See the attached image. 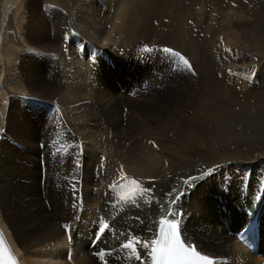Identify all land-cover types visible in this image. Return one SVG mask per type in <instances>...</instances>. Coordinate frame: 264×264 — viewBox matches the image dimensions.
<instances>
[{
    "label": "bare ground",
    "instance_id": "6f19581e",
    "mask_svg": "<svg viewBox=\"0 0 264 264\" xmlns=\"http://www.w3.org/2000/svg\"><path fill=\"white\" fill-rule=\"evenodd\" d=\"M21 1L2 5L0 93L10 95L0 94V222L23 263L66 257L67 221L75 242L63 264H149L143 245L168 211L183 209L185 239L216 264H264V252L253 255L236 235L264 200V0H61L64 12L30 0L23 14ZM14 10L19 48L6 59ZM139 38L184 57L182 67L190 63L191 112H125L127 85L119 92L94 72L95 54L120 63ZM227 44L235 54L228 66L218 54ZM152 85L140 88L172 89ZM113 184L125 192L103 197ZM120 203L137 208L126 212L136 226L121 221ZM127 235L135 248L120 253ZM101 249L109 250L104 258Z\"/></svg>",
    "mask_w": 264,
    "mask_h": 264
},
{
    "label": "rangeland",
    "instance_id": "374dc122",
    "mask_svg": "<svg viewBox=\"0 0 264 264\" xmlns=\"http://www.w3.org/2000/svg\"><path fill=\"white\" fill-rule=\"evenodd\" d=\"M4 1L5 0H0V33L2 32L1 16H2V9H3L2 5H3ZM24 1L25 0H22L21 3H19V5H18V12H21V14H23L26 11L27 5L30 2V0H26L25 2ZM33 2L35 5L38 4L40 6H48L54 12L56 10H62L64 12V7H60L62 5L61 0H59V2H58V0H36ZM232 4L234 6L235 2ZM15 10H14V13L12 14V25L6 27V29H7L6 32L8 33V38H9L8 42H10L12 45V48H10V46H7V48H6V59H8L11 54L15 53V51H16L15 49L19 48V45H16L13 41V40H17V33L20 32L19 31L20 30L19 29L20 28L19 27L20 22H18V18L16 19ZM67 21H69V20H67ZM11 32H14L15 36H14V34H11ZM1 36L2 35H0V37ZM13 36H14V39H12ZM139 39L137 40L138 47H136L135 51L131 50L129 52H125L122 56V60L120 63L118 62L117 59H114L111 56L102 57L99 53L95 54V57H94L95 63L92 66L94 72H98L100 78L105 77V76H106L105 78L108 77L111 80L113 87L118 88L119 92L122 91L124 84L127 85V87H125L127 89L124 90V92H127L126 95L130 98L129 99L130 102H127L128 106L125 107V109H124L125 112H127V110H129L128 108L130 106H136V108H142V110L146 109L147 111L144 110L145 113H147V114L153 113L157 117L158 116H164L169 111H175V110H176V112H179V113L183 112V111L187 112V113L191 112L192 108L187 107L188 106L187 97L191 96V88L195 89V83L192 81L191 73L188 72V71H192L190 68L191 67L190 63L188 64V66L186 65L185 67H182V65L181 66L179 65V61H181V62L185 61V58L179 56L175 51H172V50L169 51L170 49H166L162 44H157L156 47L151 46L146 41H144L142 39H140V41H139ZM227 45H225V47L228 49L220 48V51H218V54L220 57L219 60L224 61L222 63L225 64L226 66L231 64V61L234 59V55H235L234 52H232L234 50L229 49L230 46L229 45L227 46ZM227 50L229 51V53L227 52ZM224 55H225V57H224ZM172 57H174L176 59H172ZM110 69H111V71H110ZM114 72H116V73H114ZM219 76L222 77V74ZM179 81H180V83H179ZM153 83H158L159 85H161V84L167 85L168 87L172 86V89L167 90V87H161L156 92V91H153V89H151V88L149 90H146V91H144L140 88V86H143V85L147 86V87L148 86L155 87V85H152ZM184 84L187 87L186 92L183 89ZM2 87L5 88V78H4V76H2L0 74V89H2ZM101 87H103V88H101V90L104 91L105 90L104 85H101ZM181 88L183 90H181ZM173 89H175V90H173ZM178 89L180 92H177ZM2 93H0V94H2L1 98L5 101H9V95L10 94L5 93L4 91H2ZM122 93H123V91H122ZM155 95H157V96H155ZM55 108H57V107H55ZM236 109L240 110L239 107H237ZM41 145L43 146V144L40 142V148H42V150H43L44 146L41 147ZM17 146L19 148L23 147L19 143ZM41 155H43V154H41ZM43 162H44V158H42L41 163H43ZM248 180H249V177H248ZM248 185H249V182L247 181L246 185L244 186V190L242 192V195H241L243 198H247L245 193L248 191ZM224 190L226 191L225 187H224ZM225 191H224V193H230L229 191H226V192ZM217 198H218L219 202L224 201V199H222L220 197H217ZM225 202H228V200ZM120 204H122V205L118 204L119 206L117 205L118 207H116V211L119 213V217L121 216V221L123 223L128 222L129 224L136 226L135 222L132 221V219L134 218L133 215L132 214L126 215V212L130 208L132 211L136 210L137 208L133 204H130V206L128 205L129 207L126 205V203H120ZM48 207L50 208V205H48ZM122 207H125V209L120 211L119 209H121ZM194 220L201 222V219H199V215L196 216L194 218ZM125 239L133 240L130 235H127L125 237ZM119 244L120 245H118V252L122 253V251H123L122 244L123 243L120 241ZM134 255H136V254H134ZM63 256H65V255H63ZM64 258L65 257L61 258L60 260L59 259L55 260V261H57V263L56 262L55 263L56 264H63L62 260H64ZM44 262L46 264L47 263L48 264H51V263L54 264V261H51V262L48 261L47 262V259H45ZM236 262L237 263H235V264H239V263L244 264L243 262H240V261H236ZM108 264H113V263L110 262Z\"/></svg>",
    "mask_w": 264,
    "mask_h": 264
},
{
    "label": "snow or ice",
    "instance_id": "6c2138e0",
    "mask_svg": "<svg viewBox=\"0 0 264 264\" xmlns=\"http://www.w3.org/2000/svg\"><path fill=\"white\" fill-rule=\"evenodd\" d=\"M184 63L187 64L188 62L185 60ZM131 183L136 184L137 182L133 180ZM176 214L175 212L171 213L173 217H175ZM159 224L161 225L159 233L156 239L151 241V244L154 245L152 254L155 259V264H189V262H191V264H214L208 257L201 256L196 251L195 247H185L184 241L180 238V221L162 218ZM105 228H107L106 224L100 229V232L103 233ZM136 242L139 243L138 240ZM143 246L147 247V242H145ZM122 247L132 249V240ZM137 259H139V257H137ZM3 264H14V262L4 259Z\"/></svg>",
    "mask_w": 264,
    "mask_h": 264
}]
</instances>
